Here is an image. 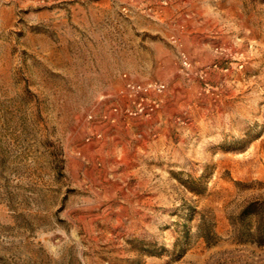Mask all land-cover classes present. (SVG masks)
<instances>
[{"label": "rangeland", "instance_id": "obj_1", "mask_svg": "<svg viewBox=\"0 0 264 264\" xmlns=\"http://www.w3.org/2000/svg\"><path fill=\"white\" fill-rule=\"evenodd\" d=\"M0 264H264V0H0Z\"/></svg>", "mask_w": 264, "mask_h": 264}, {"label": "built area", "instance_id": "obj_2", "mask_svg": "<svg viewBox=\"0 0 264 264\" xmlns=\"http://www.w3.org/2000/svg\"><path fill=\"white\" fill-rule=\"evenodd\" d=\"M184 66H190L187 56L182 54ZM125 83L121 93L128 100V104L124 107L119 105L113 106L114 115L108 118L115 121L118 113L126 116H134L138 114H150L160 104V99L157 95L163 93L166 89V84L162 81L138 82L130 79L127 74L124 75Z\"/></svg>", "mask_w": 264, "mask_h": 264}, {"label": "trees", "instance_id": "obj_3", "mask_svg": "<svg viewBox=\"0 0 264 264\" xmlns=\"http://www.w3.org/2000/svg\"><path fill=\"white\" fill-rule=\"evenodd\" d=\"M253 212L250 205H247L244 210L242 211L241 215L245 216Z\"/></svg>", "mask_w": 264, "mask_h": 264}, {"label": "crops", "instance_id": "obj_4", "mask_svg": "<svg viewBox=\"0 0 264 264\" xmlns=\"http://www.w3.org/2000/svg\"><path fill=\"white\" fill-rule=\"evenodd\" d=\"M104 86V85H103ZM103 87H101L100 89H102ZM104 89H106V87H104Z\"/></svg>", "mask_w": 264, "mask_h": 264}]
</instances>
